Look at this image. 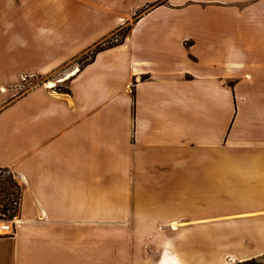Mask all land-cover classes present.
<instances>
[{
	"label": "crops",
	"instance_id": "1",
	"mask_svg": "<svg viewBox=\"0 0 264 264\" xmlns=\"http://www.w3.org/2000/svg\"><path fill=\"white\" fill-rule=\"evenodd\" d=\"M129 22L70 92L19 91ZM0 169V264H196L222 233L264 254V0H0Z\"/></svg>",
	"mask_w": 264,
	"mask_h": 264
},
{
	"label": "rangeland",
	"instance_id": "2",
	"mask_svg": "<svg viewBox=\"0 0 264 264\" xmlns=\"http://www.w3.org/2000/svg\"><path fill=\"white\" fill-rule=\"evenodd\" d=\"M28 8H24L18 11L19 15L27 17L29 20ZM28 14V16L26 15ZM16 13L15 11L7 12V21L14 20ZM17 15V17L19 16ZM127 26L118 29L113 35H110L106 43L114 42L122 37ZM90 51H86L76 58L64 63L55 71L47 75H36L32 77H26L21 82L20 92L33 84H50L53 85L57 91H62L68 88V82L64 79L69 75L75 68H80L85 58L90 54ZM186 194V193H184ZM19 197H20V185L14 175V173L8 169H0V218L13 220L18 214L19 210ZM207 206V209H211V205ZM216 212L219 211V204L215 205ZM194 210L193 212H196ZM214 230V229H210ZM184 239L191 238L190 234H184ZM193 238H198L200 245L198 251V263L196 264H264V254L257 255L251 260L242 262V252L248 253V251L255 247V244L250 241H245L242 245V235H227V234H213V235H194ZM203 240V241H202ZM204 242L205 244H202ZM206 243H209L206 246ZM206 246V248H205ZM205 248V249H204Z\"/></svg>",
	"mask_w": 264,
	"mask_h": 264
},
{
	"label": "trees",
	"instance_id": "3",
	"mask_svg": "<svg viewBox=\"0 0 264 264\" xmlns=\"http://www.w3.org/2000/svg\"><path fill=\"white\" fill-rule=\"evenodd\" d=\"M157 3H162V1H158ZM147 9H148V7L143 8L142 10L138 11V13L135 15V19H137L138 16H139L142 12H144L145 10H147ZM134 21H135V20H134ZM132 25H133V22H129V23H127L126 25H124V26H127V28L125 29V31H124V33L122 34V37H121L120 39H117V40H115L114 42L106 43V42H107L106 40H108L109 37H105V38L102 39L101 41L95 43L92 47L88 48L87 51H90V52H89L90 54L85 58L84 63H83V65H82L81 67H83L84 65L90 63V62L94 59L95 55H96L99 51L104 50V49H107V48H109V47H113V46H116V45L121 44V43L125 40V37H126L128 31L132 28ZM124 26H122V27H124ZM122 27H121V28H122ZM119 29H120V28H119ZM81 67H80V68H81ZM62 92H70V89H69V88L63 89ZM20 199H21V191H20V197H19V200H20ZM19 208H20V201H19ZM18 213H19V210H18ZM16 215H18V214L14 213L13 216H12V218H13L14 216H16Z\"/></svg>",
	"mask_w": 264,
	"mask_h": 264
},
{
	"label": "built area",
	"instance_id": "4",
	"mask_svg": "<svg viewBox=\"0 0 264 264\" xmlns=\"http://www.w3.org/2000/svg\"><path fill=\"white\" fill-rule=\"evenodd\" d=\"M14 227L12 220L0 218V237L13 234Z\"/></svg>",
	"mask_w": 264,
	"mask_h": 264
}]
</instances>
